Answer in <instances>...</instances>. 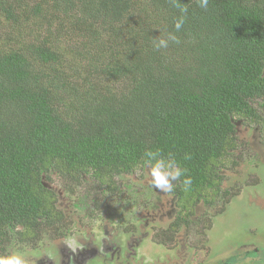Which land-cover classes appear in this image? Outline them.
<instances>
[{
    "label": "trees",
    "instance_id": "16d2710c",
    "mask_svg": "<svg viewBox=\"0 0 264 264\" xmlns=\"http://www.w3.org/2000/svg\"><path fill=\"white\" fill-rule=\"evenodd\" d=\"M182 9L181 42L154 50ZM63 35L73 55L52 46ZM256 101L264 0H210L207 10L197 0H0V253L19 227L18 238L32 237L60 218L42 184L51 174L110 190L149 148L173 153L192 178L188 191L174 182L173 235L190 223L182 211L219 193L236 119L258 126ZM261 252L240 256L264 262Z\"/></svg>",
    "mask_w": 264,
    "mask_h": 264
},
{
    "label": "rangeland",
    "instance_id": "374dc122",
    "mask_svg": "<svg viewBox=\"0 0 264 264\" xmlns=\"http://www.w3.org/2000/svg\"><path fill=\"white\" fill-rule=\"evenodd\" d=\"M40 34L46 37V33ZM53 44L62 53L73 55L64 35ZM253 109L260 117L258 126L244 118L236 119L235 148L217 168L219 193L208 192L212 197L206 202L182 211V215H191L190 223L171 231L173 235L167 230L181 210L180 202L172 193L151 188L147 175H137L136 167L128 174L113 177L110 190H103L89 176L72 181L53 173L42 184L53 193V205L60 218L32 237L18 238V232H25L19 227L10 235L8 251L23 253L30 264L41 257L49 259L48 251L57 254L60 261L61 256L69 260L71 255L82 259L81 253L93 248V264H225L253 250L261 258L264 104L256 101ZM70 239L83 247L73 252L68 246ZM238 259L236 264H264L249 256Z\"/></svg>",
    "mask_w": 264,
    "mask_h": 264
},
{
    "label": "clouds",
    "instance_id": "9594fccd",
    "mask_svg": "<svg viewBox=\"0 0 264 264\" xmlns=\"http://www.w3.org/2000/svg\"><path fill=\"white\" fill-rule=\"evenodd\" d=\"M210 0H197L200 8L207 10ZM187 9L181 10V15L173 22L174 31H167L163 35L152 37L151 46L156 51L167 50L172 44H179L180 38L176 34L186 22ZM187 159V154L185 155ZM137 175H147L149 186L163 193L174 191L176 184L180 181L185 191L190 190L192 178L187 175V170L182 169L173 153L164 154L160 149H146L142 158L136 165ZM181 177H183L181 181ZM69 248L75 252L82 248L74 239L68 241ZM0 264H29L28 258L19 251H8L0 253Z\"/></svg>",
    "mask_w": 264,
    "mask_h": 264
},
{
    "label": "flooded vegetation",
    "instance_id": "af4514ba",
    "mask_svg": "<svg viewBox=\"0 0 264 264\" xmlns=\"http://www.w3.org/2000/svg\"><path fill=\"white\" fill-rule=\"evenodd\" d=\"M8 250V246L4 249ZM94 250H96V248H93V250H86L85 252L81 253V258L83 260H87V262H82V259L79 258L78 255H71V259L67 260L64 256V258H62V256L60 257V261H58V255L57 254H52L48 251V253L46 255L51 256L49 259L45 258L43 259V257L38 258V259H34V264H83V263H87V264H93V262H91L94 257H92L94 255ZM254 252L257 250H253ZM57 252V251H56ZM256 262H260L256 259H253ZM29 264H30V258H28ZM113 264V263H111ZM227 264V263H225Z\"/></svg>",
    "mask_w": 264,
    "mask_h": 264
}]
</instances>
